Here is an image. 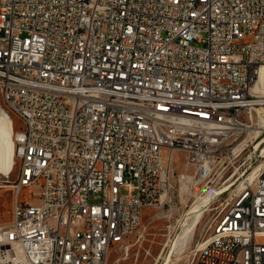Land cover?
Masks as SVG:
<instances>
[{"label": "built area", "instance_id": "2783aa9c", "mask_svg": "<svg viewBox=\"0 0 264 264\" xmlns=\"http://www.w3.org/2000/svg\"><path fill=\"white\" fill-rule=\"evenodd\" d=\"M263 65L264 0H0L19 125L0 264H105L167 202L176 151L202 180L239 161L192 264H264Z\"/></svg>", "mask_w": 264, "mask_h": 264}, {"label": "rangeland", "instance_id": "374dc122", "mask_svg": "<svg viewBox=\"0 0 264 264\" xmlns=\"http://www.w3.org/2000/svg\"><path fill=\"white\" fill-rule=\"evenodd\" d=\"M0 105L3 106L1 92ZM13 121L16 133L19 125L16 119ZM175 156L173 187L167 202L146 208L142 215L141 225L125 241L111 247L105 264H163L165 260L168 264H192L197 245L210 233L209 224L214 218L221 197L230 189L226 186H230L236 176L227 181L225 178L238 166L239 161L238 159H227L226 164H229L231 169L224 177L221 178L219 174H216L209 180H202L195 177V167L187 165L184 152L176 151ZM18 170L19 163L16 159L11 173H0V225L12 219L15 196L13 183ZM182 173L186 174V180L179 179ZM223 188L227 189L223 190ZM37 190V187L23 188L20 196L22 199H30L32 192ZM214 190L216 193L209 204L203 208L204 212L197 228L190 236L191 238L184 240L182 235L193 216L188 212ZM223 191L225 192L220 195ZM98 197V194H93L92 200H97ZM32 199L35 203L37 202V197L33 196Z\"/></svg>", "mask_w": 264, "mask_h": 264}, {"label": "bare ground", "instance_id": "6f19581e", "mask_svg": "<svg viewBox=\"0 0 264 264\" xmlns=\"http://www.w3.org/2000/svg\"><path fill=\"white\" fill-rule=\"evenodd\" d=\"M253 90L257 92L259 95L264 96V65L262 66L257 82L253 85ZM257 113L259 115H257L256 113H253L252 117L255 118V116H257L256 118H257V123L259 126L249 127L247 129L249 134L257 133L258 127H261L262 122H264V108L257 107ZM14 133H15L14 121L11 115H8L0 105V173H3V174L11 173L16 164ZM245 140H243V143H245ZM226 187H229V186L227 185ZM226 189L227 188L225 189L223 188V190H226ZM215 193H216L215 190L210 192L204 198V200L201 201V203L195 205L190 210V212H188V214L192 213L193 216H192L191 222H189V224L187 225V228L184 231V234L182 235L184 240L188 239L193 234L195 229L197 228L200 222L202 213L204 212L203 208L209 204V202L212 199V196H214ZM163 264H168L167 260H165Z\"/></svg>", "mask_w": 264, "mask_h": 264}]
</instances>
